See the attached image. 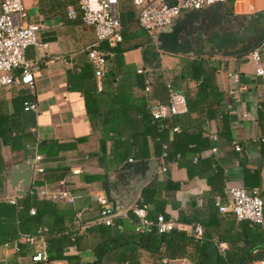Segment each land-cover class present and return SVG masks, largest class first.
Wrapping results in <instances>:
<instances>
[{
    "label": "crops",
    "instance_id": "1",
    "mask_svg": "<svg viewBox=\"0 0 264 264\" xmlns=\"http://www.w3.org/2000/svg\"><path fill=\"white\" fill-rule=\"evenodd\" d=\"M76 1L22 0L26 22L40 25L37 40L45 46L24 52L38 66L32 89H0V198L18 191L20 183L9 182L17 164L38 155L43 171L33 175L27 194L15 198V204L0 200V264H32L34 252L46 251L45 232L30 246L19 239L25 205L40 213L42 227L69 237L59 257L45 264H245L264 259V228L221 215L213 205L215 197L227 202L228 188L255 190L264 218V47L262 76L255 74L248 53H163L136 23L137 9L118 0L122 40L113 48L104 42L97 46L108 54L97 91L85 52L93 31L82 25L77 11L74 19L66 14ZM215 7L213 14L208 12ZM262 10L263 0H226L184 13L176 23L193 32L203 20L199 30L224 31L223 24L235 28ZM139 69L151 72L148 98L167 104L169 92H178L186 112L153 122ZM24 102L34 103L36 110H23ZM161 144L167 149L166 171L160 174ZM60 191L72 200H54ZM100 193L114 209L143 207L147 219L161 215L188 237L199 225L202 239L186 244L172 259L162 246L146 249L150 240L136 233L130 212L127 218H114L112 226L99 221L95 196Z\"/></svg>",
    "mask_w": 264,
    "mask_h": 264
},
{
    "label": "built area",
    "instance_id": "2",
    "mask_svg": "<svg viewBox=\"0 0 264 264\" xmlns=\"http://www.w3.org/2000/svg\"><path fill=\"white\" fill-rule=\"evenodd\" d=\"M226 0H128L137 9L136 23L148 36L155 41L160 31L166 30L179 17L187 12H197L223 4ZM264 1V0H263ZM118 0H77L76 7L68 6L66 14L69 19L75 18L76 11L80 15L82 25L90 27L93 31L94 41L85 48L87 60L93 69V78L97 91L101 90V78L105 73L107 53L98 49V44L104 42L110 48L115 47L122 40L121 26L116 12ZM40 25L36 22H26V12L22 0H0V89L11 86H25L33 88V72L38 68L25 59L24 52L28 47L43 48L37 40ZM264 47V40L248 52L249 60L255 66V74L263 75L260 66V48ZM48 61H44L46 65ZM138 74L145 75L141 88L147 98L148 114L153 122L170 118L186 112L185 98L178 92L170 91L167 104L151 100L149 70H137ZM235 79V77H233ZM23 110L35 111L34 103L24 102ZM175 130V129H174ZM215 139V136L211 137ZM234 150H239L233 145ZM166 145L161 144V153L158 158V173L166 171ZM41 157H33V174H41L43 169L39 165ZM227 202L222 203L218 197L213 200V205L221 215L229 214L237 220H245L251 224L264 228L262 213L263 202L255 190L247 191L243 188L231 187L225 191ZM40 195L48 196L41 191ZM54 200L70 202L72 197L66 191L57 192ZM15 204V200H7ZM98 206V218L104 226H112L116 217L127 218L129 214L136 220V232L154 231L156 234H165L174 229L172 222L159 215L154 220L146 217L143 207L132 204L128 209L117 212L102 194L95 196ZM33 215L34 211L29 210ZM46 231L45 227L38 228L34 234H20L19 239L25 245H33ZM203 230L199 225L192 226L191 235L195 240L202 239ZM73 241V237L70 239ZM16 252L20 251L18 245L14 246ZM32 263H47L48 256L44 249L33 253L30 257ZM245 264H264V259L251 261Z\"/></svg>",
    "mask_w": 264,
    "mask_h": 264
},
{
    "label": "water",
    "instance_id": "3",
    "mask_svg": "<svg viewBox=\"0 0 264 264\" xmlns=\"http://www.w3.org/2000/svg\"><path fill=\"white\" fill-rule=\"evenodd\" d=\"M199 25H203V20ZM199 25H194V31L189 32L187 28L174 22L157 34L155 41L158 51L192 57H236L247 54L264 40V10L248 15L231 30H199ZM33 175L32 158L13 167L9 173V182L12 185L20 183V186L17 192L6 193L0 200H14L26 195ZM115 210L121 212L125 208Z\"/></svg>",
    "mask_w": 264,
    "mask_h": 264
},
{
    "label": "trees",
    "instance_id": "4",
    "mask_svg": "<svg viewBox=\"0 0 264 264\" xmlns=\"http://www.w3.org/2000/svg\"><path fill=\"white\" fill-rule=\"evenodd\" d=\"M67 4L71 5L69 2ZM233 18L235 17L233 16ZM22 211H25L26 216L23 222L19 221L21 234H34V232L38 228L42 227L40 213L36 214L34 212L35 214L34 216L32 217L28 216L29 209L27 205L23 206ZM22 225H27L29 229L23 230ZM136 233H139L141 237H145V239L150 240V243L152 246H149L146 244L145 245L146 249L154 251V250L159 249V247L162 246L165 249L166 255L171 259L174 256H177L178 252L182 250L186 244L197 242L192 236L191 237L185 236V234H183L182 232H178L176 230H172L168 233L160 234V235L156 234L154 231L136 232ZM44 241H45V246H46L45 249L48 254V262H49L50 260L56 259L59 257L56 255V253L60 251L61 249L60 245L69 241V237L62 234L60 230L55 231V230H52L51 228L50 229L46 228V231L44 233ZM255 260H259V259H254L252 261H255ZM216 263H217V260H216ZM32 264H45V263H32Z\"/></svg>",
    "mask_w": 264,
    "mask_h": 264
},
{
    "label": "rangeland",
    "instance_id": "5",
    "mask_svg": "<svg viewBox=\"0 0 264 264\" xmlns=\"http://www.w3.org/2000/svg\"><path fill=\"white\" fill-rule=\"evenodd\" d=\"M216 8H217V7L213 8V9L211 8V9H209L208 12L212 13V12L215 11ZM212 14H213V13H212ZM220 28H221V29H228V30H230V29H233V25L223 24L222 26H220Z\"/></svg>",
    "mask_w": 264,
    "mask_h": 264
}]
</instances>
